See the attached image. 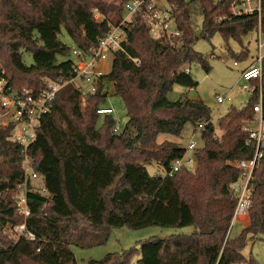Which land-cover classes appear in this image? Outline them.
<instances>
[{
	"label": "trees",
	"instance_id": "16d2710c",
	"mask_svg": "<svg viewBox=\"0 0 264 264\" xmlns=\"http://www.w3.org/2000/svg\"><path fill=\"white\" fill-rule=\"evenodd\" d=\"M198 1L203 37L219 32L225 41L240 43L257 25L255 15L216 21L228 13L230 0ZM123 2L0 0V80L12 89H40L46 79L72 78L75 60H59L71 52L58 36L61 28L76 47L89 52L114 25L107 14L124 16ZM169 2L176 7L179 37L154 38L136 16L122 25V49L113 52L110 70L87 95L84 110L79 90L71 83L50 101L27 147L48 195L26 192L28 216L18 213L13 199L25 179L22 148L10 139L12 124H0V250L13 249L0 264H78L70 247L78 230L107 234L113 227L151 225H190L194 231L142 241L138 264H258L242 249L258 235L264 240V149L251 180L249 222L234 237L228 235L235 206L229 186L240 174L236 162L251 157L254 150L246 144L244 126L257 118L253 106L258 85L264 118V67L260 81H252L256 89L248 102L240 109L230 107L218 119L217 135L202 100L167 96L175 85H197L191 63L209 70L207 59L193 48L197 37L189 22L190 1ZM94 11L102 15L100 20ZM261 25L264 28V2ZM23 50L30 52V64L23 61ZM246 54L241 51L239 57ZM106 82L112 83L126 108L127 121L118 132L113 131L112 114L97 112L106 106ZM188 124L203 142L193 150L195 169L170 173L186 148L169 140L157 142V136L179 137ZM152 162L163 175L148 173L146 165ZM23 222L37 239L15 237L13 228ZM129 256L110 253L87 264H126Z\"/></svg>",
	"mask_w": 264,
	"mask_h": 264
},
{
	"label": "built area",
	"instance_id": "2783aa9c",
	"mask_svg": "<svg viewBox=\"0 0 264 264\" xmlns=\"http://www.w3.org/2000/svg\"><path fill=\"white\" fill-rule=\"evenodd\" d=\"M263 2L264 0H230L228 13L216 17V21H226L230 18L248 15L257 17V25L253 29L257 34V54L254 61L241 71V77L248 83V85H244V88L249 89L251 92L256 89L252 81H260L264 67V28L261 25ZM123 8L125 15L119 20V23L112 25L111 29L99 39L97 45L89 52H84L78 47L70 50L75 60L72 78L46 79L45 86L40 89L29 87L12 89L5 80H0V118H5L2 121L3 124H12L10 139L18 143L22 148L21 166L25 179L23 183L17 186L13 199L18 213L23 216L30 214L26 198L27 191H34L44 196L48 195L40 175L32 168L31 160L27 154V147L34 141L40 117L48 110V105L56 93L64 85L71 83L79 90L80 106H85L87 95L96 91L97 80L106 73L104 70L105 61L112 56L114 51L122 49L121 43L126 37L122 25L132 21L136 16L142 18L149 34L154 38H176L181 35V30L177 25L174 14L176 7L169 0H125ZM233 65H237V61H234ZM185 71L187 72L188 68ZM216 99L218 103H223L229 100V96L217 95ZM253 110L257 113V118L247 123L244 129L248 134L246 144L253 145L254 150L251 157L239 160L235 164L240 169V174L229 186L231 195L235 200V206L230 220L228 235L233 222L238 221L242 225L249 222L251 180L254 170L263 155L264 118L261 115L259 85L258 100L253 106ZM97 112L99 114H114L111 106L100 107ZM199 127H202V124ZM119 130L120 127L114 124L113 131L118 132ZM196 147L197 141L192 138L186 150L193 151ZM183 167L191 171L195 169L192 156H186L185 154L183 157L174 160L170 173ZM4 230L7 231V229ZM13 231L16 238L37 239L35 233L29 230L24 222L16 225Z\"/></svg>",
	"mask_w": 264,
	"mask_h": 264
},
{
	"label": "rangeland",
	"instance_id": "374dc122",
	"mask_svg": "<svg viewBox=\"0 0 264 264\" xmlns=\"http://www.w3.org/2000/svg\"><path fill=\"white\" fill-rule=\"evenodd\" d=\"M93 1H101L119 6L125 0ZM189 1V22L195 36L197 37L193 48L207 59L209 70L205 71L199 64L191 63L188 67L190 68L191 75L196 79L197 85L193 88L175 85L167 96L171 100H176L181 97L202 100L209 109L211 121L215 126L216 134L220 135V130L217 127L218 119L224 115L230 107H235L237 109L242 108L251 96V91L244 88V85H248V83L241 77V71L249 61H252L254 57H256L257 34L254 30L250 31L241 37L240 43L232 38L225 41L219 32H215L208 37H203V13L201 3L198 0ZM123 14L125 15V12ZM94 16L98 20L102 18V15L97 11H94ZM107 17L114 25L119 23L120 18H118L114 12L108 13ZM58 36L61 41L68 45L70 50L76 47L64 27L61 28ZM243 49L247 51V59L239 57L241 50ZM22 58L26 64L32 62V56L29 51L23 50ZM65 59H74V56L69 52V55L59 57V60ZM111 60L112 58L110 56L105 61V72L110 70ZM234 61H237V65L235 66L233 65ZM105 90L107 91V96L104 105L113 108L114 124L118 125L120 129H123L127 121L124 102L119 95L114 93L111 82L105 83ZM217 95L229 96V100H226L223 103H218L216 99ZM84 108L85 106H81L82 110H84ZM103 118V115L100 116L99 125L102 123ZM3 119L5 118H0V124H3ZM192 138L196 139L197 148L203 146V142L199 139L196 131L191 128L190 124H188L185 126L179 137L167 133H161L157 136V142L169 140L186 148ZM186 156H193V151L186 150ZM146 170L151 175L155 173L160 175L164 174L162 168L154 162L147 164ZM241 228L242 224L240 222H233L229 231V237L236 236ZM193 231L194 227L190 225L183 227L151 225L142 228L122 226L110 228L107 234L80 229L71 236L70 247L78 264H87L90 260H102L110 253L121 256L130 253L126 264H138V248L142 241H146L152 237L190 234ZM12 252L13 249L1 251L0 258L7 257ZM242 253L246 257L253 256L258 264H264V240L262 236L258 235L249 240L243 247Z\"/></svg>",
	"mask_w": 264,
	"mask_h": 264
},
{
	"label": "crops",
	"instance_id": "0c3cea01",
	"mask_svg": "<svg viewBox=\"0 0 264 264\" xmlns=\"http://www.w3.org/2000/svg\"><path fill=\"white\" fill-rule=\"evenodd\" d=\"M242 52H244V51H246V50H241ZM246 53H247V51H246ZM247 57H248V55L246 54V56L244 57L245 59H247ZM254 59H255V57H254ZM254 59L252 60V61H249L243 68H242V70L244 69V68H246L247 66H249L253 61H254ZM114 89V88H113Z\"/></svg>",
	"mask_w": 264,
	"mask_h": 264
}]
</instances>
